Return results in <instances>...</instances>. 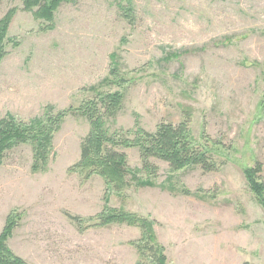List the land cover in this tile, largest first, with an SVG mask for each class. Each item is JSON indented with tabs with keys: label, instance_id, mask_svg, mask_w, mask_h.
I'll return each mask as SVG.
<instances>
[{
	"label": "rangeland",
	"instance_id": "obj_1",
	"mask_svg": "<svg viewBox=\"0 0 264 264\" xmlns=\"http://www.w3.org/2000/svg\"><path fill=\"white\" fill-rule=\"evenodd\" d=\"M5 17L0 119L72 107L44 170L32 169L30 144L0 156V233L17 217L8 241L17 255L29 264H136L140 228L87 220L111 206L155 220L166 264H264V207L244 172L261 162L264 182V0H72L51 21L24 0H0ZM114 67L126 82L110 133L189 119L194 143L219 169L175 171L153 158L156 185L121 193L99 175L70 172L90 131L79 107L119 89L109 84ZM120 150L142 168L137 148Z\"/></svg>",
	"mask_w": 264,
	"mask_h": 264
},
{
	"label": "trees",
	"instance_id": "obj_2",
	"mask_svg": "<svg viewBox=\"0 0 264 264\" xmlns=\"http://www.w3.org/2000/svg\"><path fill=\"white\" fill-rule=\"evenodd\" d=\"M70 1L72 0H24V4L25 8L37 17L51 21L60 4ZM123 8L124 16L132 19L131 9L126 6ZM10 22L11 17L0 20V60L5 54L4 45ZM110 74L117 78L109 84H116L119 89L97 91L94 98L86 100L79 107L90 123V131L82 140L80 159L69 169L70 172H78L85 178L99 175L105 179L109 192L114 190L121 193L132 184L137 187L156 185L158 166L152 162L153 158L166 161L175 171L190 166H201L206 172L219 169L220 163L213 157L211 151L194 143L189 119H184L179 124L161 122L154 132L137 125L134 131L128 130L122 134L110 133L106 126L107 116L113 117L122 109L123 88L126 82L124 77H120L121 80L118 78L115 67ZM70 111L72 107L53 113V106L48 105L42 116L28 121L21 120L12 114L0 119V156L19 144H30L34 159L32 169L35 172L44 170L53 152L54 134ZM131 147L139 150L142 168H131L127 153L120 150V148ZM262 171L261 162L244 170L251 190L264 207ZM76 218L80 221L84 220ZM92 219L97 226L119 223L140 228L141 238L132 242L141 257L136 264H166L165 248L158 241L154 228L156 222L149 215L106 206L96 217L87 218V220ZM17 225V217L10 214L0 233V264H29L8 244Z\"/></svg>",
	"mask_w": 264,
	"mask_h": 264
}]
</instances>
